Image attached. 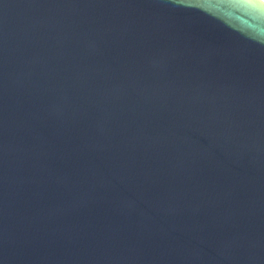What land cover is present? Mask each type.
Wrapping results in <instances>:
<instances>
[{
  "label": "water",
  "instance_id": "1",
  "mask_svg": "<svg viewBox=\"0 0 264 264\" xmlns=\"http://www.w3.org/2000/svg\"><path fill=\"white\" fill-rule=\"evenodd\" d=\"M0 264H264V2L0 0Z\"/></svg>",
  "mask_w": 264,
  "mask_h": 264
},
{
  "label": "bare ground",
  "instance_id": "2",
  "mask_svg": "<svg viewBox=\"0 0 264 264\" xmlns=\"http://www.w3.org/2000/svg\"><path fill=\"white\" fill-rule=\"evenodd\" d=\"M261 1H263V2H264V0H261Z\"/></svg>",
  "mask_w": 264,
  "mask_h": 264
}]
</instances>
